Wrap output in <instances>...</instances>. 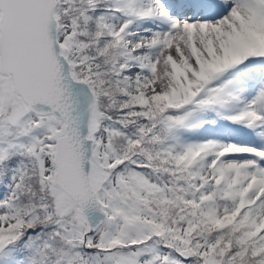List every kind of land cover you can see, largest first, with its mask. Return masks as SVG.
Segmentation results:
<instances>
[{
  "label": "snow or ice",
  "instance_id": "snow-or-ice-1",
  "mask_svg": "<svg viewBox=\"0 0 264 264\" xmlns=\"http://www.w3.org/2000/svg\"><path fill=\"white\" fill-rule=\"evenodd\" d=\"M0 264H264V0H0Z\"/></svg>",
  "mask_w": 264,
  "mask_h": 264
}]
</instances>
